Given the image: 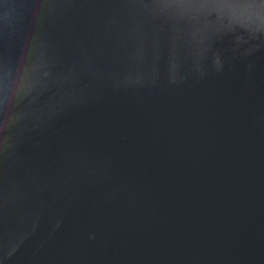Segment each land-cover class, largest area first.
I'll use <instances>...</instances> for the list:
<instances>
[{
	"label": "water",
	"instance_id": "water-1",
	"mask_svg": "<svg viewBox=\"0 0 264 264\" xmlns=\"http://www.w3.org/2000/svg\"><path fill=\"white\" fill-rule=\"evenodd\" d=\"M0 264H264V0H0Z\"/></svg>",
	"mask_w": 264,
	"mask_h": 264
}]
</instances>
